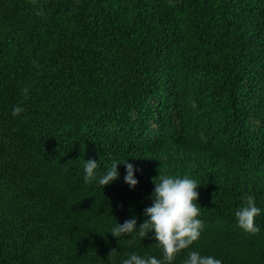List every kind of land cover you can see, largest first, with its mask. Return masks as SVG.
<instances>
[{"label":"trees","instance_id":"16d2710c","mask_svg":"<svg viewBox=\"0 0 264 264\" xmlns=\"http://www.w3.org/2000/svg\"><path fill=\"white\" fill-rule=\"evenodd\" d=\"M89 159L119 178L86 184ZM159 175L200 185L204 230L172 264H264V0H0V264L162 259L152 232L111 235Z\"/></svg>","mask_w":264,"mask_h":264},{"label":"clouds","instance_id":"9594fccd","mask_svg":"<svg viewBox=\"0 0 264 264\" xmlns=\"http://www.w3.org/2000/svg\"><path fill=\"white\" fill-rule=\"evenodd\" d=\"M38 14L43 15L40 11ZM35 66V62H34ZM29 89H22V94L27 98ZM24 109L19 105L14 106L12 115H20ZM127 161V160H126ZM123 162L125 165L124 182L130 189H134L138 181L134 178L135 169L132 164ZM116 161L102 175L98 176V161L87 160L84 163V182L98 181L103 188L110 185L119 178ZM158 179V182H155ZM154 192L151 199L152 204L144 210L143 215L147 217L137 228L135 218L126 220L122 225L116 223L111 235L115 238L132 236L133 233L142 240L149 232L154 233L153 239L162 250V259L154 256L141 257L131 254L121 264H172L177 255L188 249L199 240L204 230V222L199 219L201 207L197 204L199 183L188 176L172 177L159 175L153 178ZM261 209L255 204L253 195L245 193L243 205L235 212L237 226L245 233L256 235L260 228L256 225V217L260 215ZM134 239V237H133ZM132 243V240H129ZM117 252L112 250L109 256H115ZM183 264H222V261L212 256H201L199 252L191 251Z\"/></svg>","mask_w":264,"mask_h":264}]
</instances>
